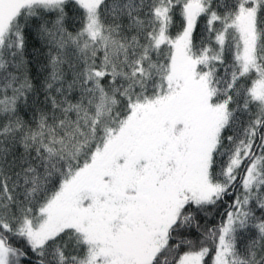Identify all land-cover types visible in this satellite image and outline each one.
Listing matches in <instances>:
<instances>
[{
    "label": "snow or ice",
    "instance_id": "obj_1",
    "mask_svg": "<svg viewBox=\"0 0 264 264\" xmlns=\"http://www.w3.org/2000/svg\"><path fill=\"white\" fill-rule=\"evenodd\" d=\"M0 264H264V0H0Z\"/></svg>",
    "mask_w": 264,
    "mask_h": 264
}]
</instances>
